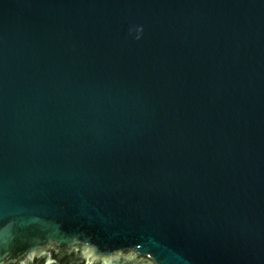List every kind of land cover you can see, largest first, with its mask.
<instances>
[{"label":"water","instance_id":"1","mask_svg":"<svg viewBox=\"0 0 264 264\" xmlns=\"http://www.w3.org/2000/svg\"><path fill=\"white\" fill-rule=\"evenodd\" d=\"M126 250L264 264V0H0V264Z\"/></svg>","mask_w":264,"mask_h":264},{"label":"flooded vegetation","instance_id":"2","mask_svg":"<svg viewBox=\"0 0 264 264\" xmlns=\"http://www.w3.org/2000/svg\"><path fill=\"white\" fill-rule=\"evenodd\" d=\"M116 256H114L113 259H127L129 261H133L138 264H149V261L145 257H141L140 255L135 254L131 250H126V251H118L116 252ZM107 257L99 256L97 258H90L86 259L85 264H105L107 262ZM85 261H61L60 264H84Z\"/></svg>","mask_w":264,"mask_h":264}]
</instances>
